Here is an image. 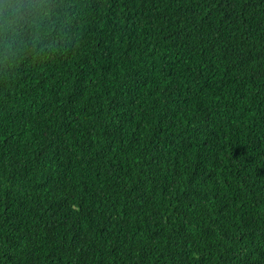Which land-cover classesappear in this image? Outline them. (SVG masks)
Returning a JSON list of instances; mask_svg holds the SVG:
<instances>
[{
	"label": "trees",
	"instance_id": "trees-1",
	"mask_svg": "<svg viewBox=\"0 0 264 264\" xmlns=\"http://www.w3.org/2000/svg\"><path fill=\"white\" fill-rule=\"evenodd\" d=\"M0 64V264H264V0H57Z\"/></svg>",
	"mask_w": 264,
	"mask_h": 264
},
{
	"label": "clouds",
	"instance_id": "clouds-1",
	"mask_svg": "<svg viewBox=\"0 0 264 264\" xmlns=\"http://www.w3.org/2000/svg\"><path fill=\"white\" fill-rule=\"evenodd\" d=\"M58 7L57 0H0V64L54 43Z\"/></svg>",
	"mask_w": 264,
	"mask_h": 264
}]
</instances>
